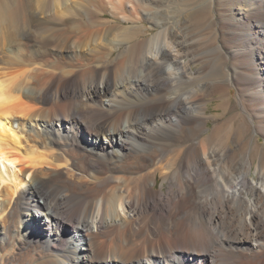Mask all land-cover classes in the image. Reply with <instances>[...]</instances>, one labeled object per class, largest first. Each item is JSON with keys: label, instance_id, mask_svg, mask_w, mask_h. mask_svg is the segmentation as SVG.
<instances>
[{"label": "bare ground", "instance_id": "6f19581e", "mask_svg": "<svg viewBox=\"0 0 264 264\" xmlns=\"http://www.w3.org/2000/svg\"><path fill=\"white\" fill-rule=\"evenodd\" d=\"M1 62L0 264H264V0H0Z\"/></svg>", "mask_w": 264, "mask_h": 264}, {"label": "rangeland", "instance_id": "374dc122", "mask_svg": "<svg viewBox=\"0 0 264 264\" xmlns=\"http://www.w3.org/2000/svg\"><path fill=\"white\" fill-rule=\"evenodd\" d=\"M149 26V25H148ZM153 32H155V29H150L149 32H148V35H151ZM23 42H26L24 39L22 40ZM21 40L16 44V45H13L11 46V53L14 51V50H17L15 51V53L17 55L20 56V53L22 54V52L24 51V47H26L25 43H23ZM19 44H20V47H19ZM24 44V45H23ZM31 44V43H30ZM29 44V45H30ZM31 46V45H30ZM30 46H28V48H30ZM20 50H19V48ZM15 48V49H14ZM33 48V47H32ZM13 49V51H12ZM23 49V50H22ZM13 53V54H15ZM14 64H17V63H14ZM14 68L15 70H21L20 69V66L19 65H14ZM14 68L12 69H9L8 66L4 63H0V72H6V71H9V70H13ZM232 98H233V101L235 103V106L232 107V109L230 110V112L228 113V116L227 117H231L233 115H236L239 111H240V106L238 105L239 102H238V98H237V94H236V89L235 88H232ZM0 101H1V97H0ZM221 103H222V98H221V94H214L212 96H208L207 97V105H208V113L210 115H213V117L210 119L209 121V126H213L214 122L217 120V118H219L221 116L220 112L223 111V108L221 106ZM36 104V103H35ZM50 103H48V106H49ZM44 104H37V106H43ZM44 106H47V104H45ZM47 106V107H48ZM46 107V108H47ZM45 109V108H44ZM24 119H23V122L24 121H27V126H26V130L22 136V145L23 146H27L29 144H31L33 142L34 139L41 137L44 133V131L41 129L40 126L37 127L36 129V121L37 120H32L31 117L29 116H22ZM20 117V118H22ZM31 118V119H30ZM240 122L242 123H247L248 126H249V130L248 132L246 133L245 135V139L247 140H252V143L253 142H256V140L258 139L261 143H262V148H260V150L258 149V152L260 153H263L264 155V137L260 134H258L256 131H255V128H254V124L247 120L245 121V119H243V115L240 116ZM31 126V127H30ZM34 127V128H33ZM41 129V130H40ZM28 130V131H27ZM27 131V132H26ZM27 133V134H26ZM36 133H39L41 134V136L39 134H36ZM31 134V135H30ZM35 134L37 135V137L35 136ZM33 135V136H32ZM207 135H211L213 136L214 135V131L212 130H209L207 131ZM32 137V138H31ZM30 138V139H29ZM259 160V155L257 156L256 155V161ZM254 172V171H253ZM252 172V174L254 175V173ZM161 178L159 177L158 179V183H157V187L160 188L161 187Z\"/></svg>", "mask_w": 264, "mask_h": 264}]
</instances>
